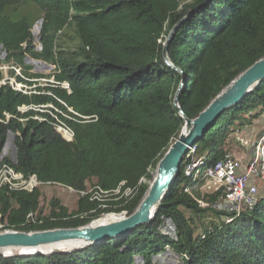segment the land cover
<instances>
[{"label":"trees","instance_id":"obj_1","mask_svg":"<svg viewBox=\"0 0 264 264\" xmlns=\"http://www.w3.org/2000/svg\"><path fill=\"white\" fill-rule=\"evenodd\" d=\"M39 21L38 53L32 29ZM175 26L167 56L178 72L162 56ZM0 46L5 62L22 68L27 77L39 75L30 73L26 57L53 66L55 80L68 83L71 91L54 93L78 113L97 117L74 124L72 142L49 124L0 125V148L7 131L14 134V170L76 192L114 190L121 182L137 189L133 199L113 202L107 210L90 201L88 193L78 196L74 211L52 197L47 213L41 188L0 189V231L77 228L109 213L126 211L129 216L138 206L157 163L184 125L173 106L182 80L178 106L193 119L264 56V0H0ZM14 75L0 70V82ZM49 100L22 96L0 84V115ZM263 115L264 79L194 144L201 161L193 177L181 165L148 224L70 252L0 254V264H135L136 259L159 264L168 253L180 264H264V195L236 215L214 207L220 201L217 194L198 191L204 171L225 154L230 136ZM186 188L207 206L200 207ZM165 220L172 222L174 235L164 231Z\"/></svg>","mask_w":264,"mask_h":264},{"label":"built area","instance_id":"obj_2","mask_svg":"<svg viewBox=\"0 0 264 264\" xmlns=\"http://www.w3.org/2000/svg\"><path fill=\"white\" fill-rule=\"evenodd\" d=\"M35 25L33 29L34 50L41 52L42 47L36 38L40 29ZM6 52L0 46V70L14 71L15 75L6 77L0 84H7L11 90L22 96L47 97L50 100L43 103H29L17 106L14 112H3L0 115V125H8L10 122L24 124L28 121L49 124L54 132L66 142H72L75 138L74 124L90 123L97 120L96 116H85L75 111L65 101L60 99L54 90H63L71 93L69 84L58 82L54 77L39 76L27 77L23 75L22 68L5 62ZM26 66H33L32 73H46L51 70L50 65L35 61L29 57L24 60ZM252 158L248 165L242 170L240 162L234 157L232 151H225V154L211 167L206 169L202 175V183L198 191L201 194H217L220 200L214 207L225 212L238 215L241 211L252 208L258 199V187L255 181L264 185V131L252 144ZM232 153V154H231ZM201 157L197 156L196 148L190 146L182 159L184 174L193 177V170L200 164ZM16 162V147L14 145V134L7 131L5 142L0 148V189H7L11 192H30L45 184L38 181L35 175L25 176L14 170L11 163ZM144 181L139 180V184ZM125 182H121L114 190H103L99 187L87 192H76L70 188L67 191L84 196L89 194V200L98 204L101 209H107L109 204L133 198L137 189L125 188ZM185 193L192 196L200 207H206V201L201 197L193 196L190 188ZM120 214L126 215L125 211ZM32 218V215H29ZM1 227V225H0ZM163 229L167 234L174 235V226L170 220H165Z\"/></svg>","mask_w":264,"mask_h":264},{"label":"water","instance_id":"obj_3","mask_svg":"<svg viewBox=\"0 0 264 264\" xmlns=\"http://www.w3.org/2000/svg\"><path fill=\"white\" fill-rule=\"evenodd\" d=\"M176 31L177 26L170 31L168 37L165 39L162 56L166 65L178 72V70L172 66L167 56L168 45ZM263 79L264 56L238 74L210 101L207 107L193 119H188L178 106V94L185 85V82L182 80L176 90L173 106L183 119L184 125L179 136L169 146L166 153L157 163L152 173L151 183L131 215H126L122 218L119 217V219L106 224H95L98 218L85 226L77 228L32 232L3 230L0 231V254L7 257L12 255H49L55 251L70 252L97 244L104 239L122 236L129 233L134 228L148 224L168 191L172 179L178 174L187 148L196 144L203 133L214 125L216 119L225 110L231 109L239 104L244 96ZM58 246L62 248L50 250L45 253L42 251V249L45 248ZM7 250L10 251L9 255L4 254ZM23 251H31L33 253L28 254Z\"/></svg>","mask_w":264,"mask_h":264},{"label":"rangeland","instance_id":"obj_4","mask_svg":"<svg viewBox=\"0 0 264 264\" xmlns=\"http://www.w3.org/2000/svg\"><path fill=\"white\" fill-rule=\"evenodd\" d=\"M39 22L41 24V21H39ZM39 22H37L35 25H39ZM33 29H34V27H33ZM33 29H32V34H33ZM37 35H38V33H37ZM37 35H36V38H37ZM38 42H39V40H38ZM75 43H76V41H75ZM35 61H39V60H35ZM40 62H42V61H40ZM42 63H44V62H42ZM44 64H47V63H44ZM47 65H49V64H47ZM29 67L31 68L30 73H32L31 71L33 70L34 67L33 66H29ZM51 67H52V69L47 70L46 73H33V74H38L39 76L54 77L52 75V71H53L54 67L53 66H51ZM34 69H36V68H34ZM36 71H40V70L36 69ZM39 76H35V77H39ZM263 116L258 122L254 121L252 123V125L237 129L235 132L240 130V136L242 137L243 141L244 142L248 141L250 144L251 142L255 141L258 138L260 132H262V130H264V117ZM260 183L261 182H259V184ZM40 188H41V192L43 195L42 200H41V207H42L43 213L48 212L49 206H48L47 202L52 197H56L57 199H59L60 202L62 203V205L65 206L69 211L75 210L76 205H77L78 196H79L78 194L69 192L64 187L59 186V185L47 186L45 184L44 186H42ZM262 195H264V186L263 187L259 186L257 196L260 197ZM127 199H131V198H127ZM109 214H114V213H109ZM107 215L108 214H106L104 217L101 216V218H105V217H107ZM114 215L121 216L122 214L119 213V214H114ZM126 215H123V216L125 217ZM101 218H99V219H101ZM209 218H213V217H209ZM135 264H143V263L141 260L136 259ZM159 264H180V259L175 254L168 253V255L166 257L160 258Z\"/></svg>","mask_w":264,"mask_h":264},{"label":"crops","instance_id":"obj_5","mask_svg":"<svg viewBox=\"0 0 264 264\" xmlns=\"http://www.w3.org/2000/svg\"><path fill=\"white\" fill-rule=\"evenodd\" d=\"M264 117V116H263ZM262 118V117H261ZM260 118V119H261ZM259 119V120H260ZM259 120H257V121H255V122H258ZM264 130H262V132H263ZM262 132H260V134L262 133ZM260 134H259V136H260ZM258 136V137H259ZM257 140V139H256ZM255 140V141H256ZM255 141H253V142H251L250 144H249V142L248 141H246V142H244L243 141V139H242V137L240 136V130L239 131H237V132H234L231 136H230V138L228 139V144H227V148H226V150L227 151H232V153H233V155H234V157L240 162V164H241V169L243 170L248 164L247 163H249V161L251 160V158H252V144L255 142ZM245 164H244V163ZM255 183H256V186L257 187H259V186H261V187H263L264 185L263 184H259V181H255ZM259 197V196H258Z\"/></svg>","mask_w":264,"mask_h":264},{"label":"bare ground","instance_id":"obj_6","mask_svg":"<svg viewBox=\"0 0 264 264\" xmlns=\"http://www.w3.org/2000/svg\"><path fill=\"white\" fill-rule=\"evenodd\" d=\"M13 65V64H12ZM88 195H86V197H87ZM84 197H85V195H84ZM89 197V196H88ZM133 199V198H132ZM121 201V200H120ZM120 201H117V202H120ZM122 202V201H121ZM123 202H124V200H123ZM115 203V202H114ZM113 203V204H114ZM118 204V203H117ZM115 205V204H114ZM109 209V208H108ZM105 210H107V209H105ZM105 216V215H104ZM104 216H102V217H104ZM108 217L107 218H102V219H98L96 222H95V224H106V223H109V222H112V221H115V220H117V219H119V217L120 218H122V216H119V215H114V214H108L107 215ZM69 246H75V245H69ZM60 249V248H62V247H60V246H58V247H50V248H45V249H42V251L45 253V252H48V251H50V250H54V249ZM23 252H27L28 254H32L33 252H31V251H23ZM4 254L5 255H9L10 254V251L9 250H7V251H5L4 252Z\"/></svg>","mask_w":264,"mask_h":264}]
</instances>
